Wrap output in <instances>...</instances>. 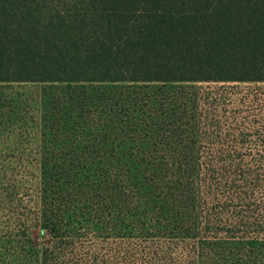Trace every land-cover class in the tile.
I'll use <instances>...</instances> for the list:
<instances>
[{
    "label": "trees",
    "instance_id": "1",
    "mask_svg": "<svg viewBox=\"0 0 264 264\" xmlns=\"http://www.w3.org/2000/svg\"><path fill=\"white\" fill-rule=\"evenodd\" d=\"M0 84L112 86L2 170L0 264H264V88L197 87L264 85V0H0Z\"/></svg>",
    "mask_w": 264,
    "mask_h": 264
},
{
    "label": "rangeland",
    "instance_id": "2",
    "mask_svg": "<svg viewBox=\"0 0 264 264\" xmlns=\"http://www.w3.org/2000/svg\"><path fill=\"white\" fill-rule=\"evenodd\" d=\"M111 87L109 85L0 84V194H3L8 187V184L5 183L3 169H29L43 163L41 154L46 150V146L50 145L49 142L55 136H58L53 132L54 122L67 119L68 115L77 116L80 114L76 111L71 112L70 108H72L73 101L82 96L81 93L84 90L90 93L91 97L98 99L101 96L100 91H107L106 89ZM152 87L159 88V86ZM197 87L209 88L215 93L217 99L222 104L224 103L222 107L225 108L226 92L241 94L237 95L238 98H241L248 90L255 91L256 88H264V85L198 84ZM117 88H119V91L130 88L131 93L134 91L144 93L149 91L148 87H144V85H119ZM213 108L216 109L215 106ZM227 108L231 109L233 107ZM236 108L242 109L243 107L237 105ZM220 116H224L219 120L222 121L225 129V114ZM243 116H246V114H243ZM211 147L225 149L228 146L215 143ZM251 147L256 148L255 146ZM235 148L240 149L243 147L237 145ZM245 148H248V146H245ZM27 191H22L24 194L23 208L30 211L35 203V194ZM13 206H11L12 208L9 207V203L3 201L0 197V220L3 217L12 216L14 212L20 213ZM4 229V225L0 222V236L4 235ZM32 238L35 241L39 240L38 231H33Z\"/></svg>",
    "mask_w": 264,
    "mask_h": 264
}]
</instances>
